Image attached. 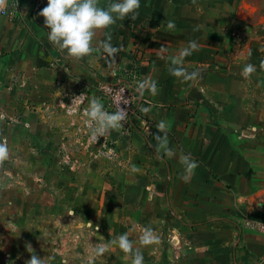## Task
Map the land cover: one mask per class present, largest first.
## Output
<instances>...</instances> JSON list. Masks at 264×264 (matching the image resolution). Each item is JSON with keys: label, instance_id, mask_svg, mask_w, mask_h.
Listing matches in <instances>:
<instances>
[{"label": "crops", "instance_id": "0c3cea01", "mask_svg": "<svg viewBox=\"0 0 264 264\" xmlns=\"http://www.w3.org/2000/svg\"><path fill=\"white\" fill-rule=\"evenodd\" d=\"M46 6L22 0L0 14V140L53 164L97 235L127 232L144 264H264V0H140L134 20L97 30L96 51L80 59L48 40ZM109 39L115 55L102 49ZM193 40L198 49L182 55ZM177 56L198 76L173 74ZM100 82L127 83L137 102L127 131L93 140L64 107ZM69 152L89 168L65 172Z\"/></svg>", "mask_w": 264, "mask_h": 264}, {"label": "rangeland", "instance_id": "374dc122", "mask_svg": "<svg viewBox=\"0 0 264 264\" xmlns=\"http://www.w3.org/2000/svg\"><path fill=\"white\" fill-rule=\"evenodd\" d=\"M8 148L7 159L0 161V264H25L31 258L28 245L39 257H46V264H132L133 255L119 256L117 229L109 228L116 241L101 239L91 226L88 204L75 208V201L83 196L69 193L67 179H59L62 174L53 164L38 160L33 152L26 154L28 149L15 140ZM69 154L61 163L65 172L69 167L75 174L89 168L76 152ZM101 243L106 251L96 255Z\"/></svg>", "mask_w": 264, "mask_h": 264}, {"label": "clouds", "instance_id": "9594fccd", "mask_svg": "<svg viewBox=\"0 0 264 264\" xmlns=\"http://www.w3.org/2000/svg\"><path fill=\"white\" fill-rule=\"evenodd\" d=\"M139 8L140 0H112L107 7L101 6L99 0H47V6L41 10L39 15L45 18L48 40L60 50L66 51L69 56L80 59L96 51L93 40L97 30L108 29L116 23L117 19L124 20L128 16L134 20ZM167 27L174 28V22L168 20ZM198 47L195 40L190 41L188 47L183 49L182 55L190 54ZM102 49L113 55L118 52L110 39L102 43ZM170 71L175 75L186 74L182 68L180 56L172 59ZM254 71L255 66L249 63L243 67L242 74L248 76ZM186 75L195 78L198 76V72ZM153 87H155L154 84ZM143 88L144 83L141 82L137 91H141ZM77 100L81 103L87 102L84 110L87 117L85 123L93 140L107 135L110 130L121 128L127 119V111L120 104L116 111H108L102 103L103 100L99 97H88L87 93H82L73 98L72 105ZM163 126V122H161L160 127ZM8 155L7 142L0 140V161L7 159ZM184 163L189 168L196 167V163L190 155L184 157ZM117 239L119 249L133 255L132 264H144L142 251L134 246L135 242L129 238L127 232L119 235ZM139 239L143 245H150L156 241L157 237L152 228L145 227ZM29 248L31 249V251L28 250L31 253V258L25 261V264H46V257H39L30 245H28ZM105 251L106 246L103 243L95 248L96 255H102ZM9 264H15V261H10Z\"/></svg>", "mask_w": 264, "mask_h": 264}, {"label": "built area", "instance_id": "2783aa9c", "mask_svg": "<svg viewBox=\"0 0 264 264\" xmlns=\"http://www.w3.org/2000/svg\"><path fill=\"white\" fill-rule=\"evenodd\" d=\"M5 3V7L0 6V14L12 16L18 8L22 0H0ZM88 96V94H87ZM89 97V96H88ZM92 97H99L103 100V104L108 111H116L119 104L127 111V119L123 122L121 130L127 131L130 127L132 115L135 113V104L137 96L134 90L127 84L122 82H100L96 85V95ZM121 101V102H120ZM73 102V101H72ZM70 102L64 107V115L67 117L69 124L76 127V130L83 135L89 134V128L85 121L87 117L84 110L87 102L81 103L79 100L72 105ZM257 232L264 236V225L257 227Z\"/></svg>", "mask_w": 264, "mask_h": 264}]
</instances>
